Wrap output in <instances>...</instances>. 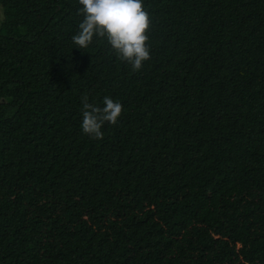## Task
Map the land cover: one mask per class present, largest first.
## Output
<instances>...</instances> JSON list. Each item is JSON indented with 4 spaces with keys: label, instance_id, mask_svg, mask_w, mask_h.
I'll return each instance as SVG.
<instances>
[{
    "label": "trees",
    "instance_id": "trees-1",
    "mask_svg": "<svg viewBox=\"0 0 264 264\" xmlns=\"http://www.w3.org/2000/svg\"><path fill=\"white\" fill-rule=\"evenodd\" d=\"M143 4L133 72L78 0H0V264H264V0Z\"/></svg>",
    "mask_w": 264,
    "mask_h": 264
},
{
    "label": "clouds",
    "instance_id": "clouds-1",
    "mask_svg": "<svg viewBox=\"0 0 264 264\" xmlns=\"http://www.w3.org/2000/svg\"><path fill=\"white\" fill-rule=\"evenodd\" d=\"M80 7L78 23L72 43L79 49H87L94 38L106 42L121 62L129 65L133 72L139 71L151 58L149 36L152 25L150 13L145 10L143 0H78ZM4 19L0 14V22ZM83 134L92 139H103L101 131L105 122L115 125L122 114L119 101L105 96L103 106L89 103L87 95L81 97Z\"/></svg>",
    "mask_w": 264,
    "mask_h": 264
},
{
    "label": "rangeland",
    "instance_id": "rangeland-1",
    "mask_svg": "<svg viewBox=\"0 0 264 264\" xmlns=\"http://www.w3.org/2000/svg\"><path fill=\"white\" fill-rule=\"evenodd\" d=\"M0 14H2V11L0 10Z\"/></svg>",
    "mask_w": 264,
    "mask_h": 264
}]
</instances>
